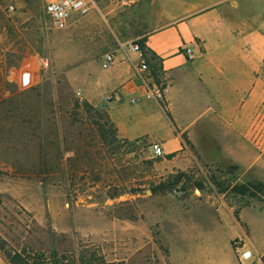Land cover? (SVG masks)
Instances as JSON below:
<instances>
[{
  "label": "rangeland",
  "instance_id": "1",
  "mask_svg": "<svg viewBox=\"0 0 264 264\" xmlns=\"http://www.w3.org/2000/svg\"><path fill=\"white\" fill-rule=\"evenodd\" d=\"M48 1L0 0L2 250L29 264H236L234 243L246 241L264 260V189L256 197L230 190L264 185V141L228 151L227 138L195 130L190 152L154 156L146 140L112 136L104 110L66 80L73 61L158 27V0H88L87 14L64 29L45 15ZM21 69L30 72L25 88ZM177 172L185 178L174 190L150 191Z\"/></svg>",
  "mask_w": 264,
  "mask_h": 264
},
{
  "label": "crops",
  "instance_id": "2",
  "mask_svg": "<svg viewBox=\"0 0 264 264\" xmlns=\"http://www.w3.org/2000/svg\"><path fill=\"white\" fill-rule=\"evenodd\" d=\"M157 5L160 25L143 36L147 71L137 69L141 50L118 44L105 52L115 56L107 68L101 66L105 53L70 63L65 77L73 93L103 109L119 138L157 143L163 155L173 154L171 161L196 146L195 130L227 138L228 151L246 152L252 139L263 143L264 0H158ZM151 83L169 87L164 102L143 97ZM58 226L68 231L69 218ZM0 264L9 263L0 256Z\"/></svg>",
  "mask_w": 264,
  "mask_h": 264
},
{
  "label": "built area",
  "instance_id": "3",
  "mask_svg": "<svg viewBox=\"0 0 264 264\" xmlns=\"http://www.w3.org/2000/svg\"><path fill=\"white\" fill-rule=\"evenodd\" d=\"M120 4H125L130 2V0H111ZM90 9L88 0H51L48 1L44 6V13L49 18L50 23L55 29H64L69 20L73 15H85ZM127 50L130 52L140 53V49L137 43L130 42L127 44ZM186 55L191 58V52L189 48H185ZM115 56L113 52H108L103 54L101 60L102 68H107L113 63ZM138 71L140 73H145L147 71V66L142 59L139 58ZM27 79V82H23V78ZM30 72L26 69H21L20 71V86L25 88L30 84ZM169 92V87L164 84H147L143 97L147 100H154L156 102H164L167 94ZM110 95L106 97L109 99ZM138 99H131L130 103L135 104ZM150 150L154 156H163V151L157 143L150 144ZM234 254L236 264H264L263 256L258 255L251 244L246 241H236L234 243Z\"/></svg>",
  "mask_w": 264,
  "mask_h": 264
},
{
  "label": "trees",
  "instance_id": "4",
  "mask_svg": "<svg viewBox=\"0 0 264 264\" xmlns=\"http://www.w3.org/2000/svg\"><path fill=\"white\" fill-rule=\"evenodd\" d=\"M136 43L138 44L139 49L142 52V54H141L142 58H143L144 62L146 63L145 56H144V54H145L144 37L139 39ZM104 114L106 116V123H107L109 129L112 131L111 132L112 136L117 137V133H116V130L114 128L113 123L110 121V119L107 116L105 111H104ZM100 129H101L100 137L102 139H105L106 138V131H104L102 128H100ZM107 136H108V134H107ZM182 139L186 142V137L184 135L182 136ZM121 141L123 144L127 143L126 140H121ZM172 156H173V154H169L166 157L170 158ZM184 178H185V173L177 172L174 176H171L170 178H166V179L161 180L158 184H156L155 186L150 188V191L152 193L167 192V191L170 192V191L174 190L176 188V186L184 180ZM211 181L216 186V188L218 189L219 192L223 193L227 190V186H224L218 180L212 178ZM197 187L200 188L201 185L197 184ZM262 189H264V185H262L259 182L258 183L246 182L244 184H236V185L231 186V188H230L231 192H233L236 195H247L250 197H256L262 191ZM67 195H68V192H67ZM2 249H3V246L0 243V250H2ZM2 252H3V256H4L5 260L9 264H29L26 261V258L22 255H19L17 253L10 254V252H7L5 250H2ZM49 263L50 264H61L59 259H56L53 257L51 258V261ZM81 263L85 264L84 260H82ZM34 264H39V263H34Z\"/></svg>",
  "mask_w": 264,
  "mask_h": 264
},
{
  "label": "water",
  "instance_id": "5",
  "mask_svg": "<svg viewBox=\"0 0 264 264\" xmlns=\"http://www.w3.org/2000/svg\"><path fill=\"white\" fill-rule=\"evenodd\" d=\"M147 192H149V191H147Z\"/></svg>",
  "mask_w": 264,
  "mask_h": 264
}]
</instances>
